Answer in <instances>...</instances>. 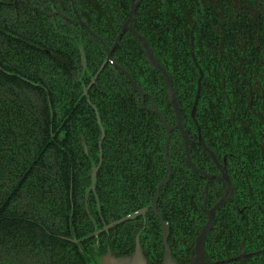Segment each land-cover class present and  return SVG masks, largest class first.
Returning a JSON list of instances; mask_svg holds the SVG:
<instances>
[{"label":"flooded vegetation","instance_id":"flooded-vegetation-1","mask_svg":"<svg viewBox=\"0 0 264 264\" xmlns=\"http://www.w3.org/2000/svg\"><path fill=\"white\" fill-rule=\"evenodd\" d=\"M32 1L37 5L30 6L36 9H29L62 19V25H68L66 30L74 28V37L81 46L63 52V62L67 72L79 68L80 73L72 78L79 82V96L94 115L95 151L87 144L91 139L83 135L88 152L91 149L95 153L92 163L87 162L89 183L79 171L70 189L74 195L70 194V203L64 205L70 209L69 227H73L77 214L81 219L78 225L85 220L92 231L80 238L74 233L71 237L60 236L77 244L79 264H97L84 247H91L98 258L108 252L117 257L130 256L137 239L148 263L162 264L161 221L168 226L167 244L172 257L178 264H188L192 250L186 252L178 244L185 228H203L206 211L222 197L226 183L220 179L219 167L227 171L233 196L215 211L204 243L206 261L224 264L258 256L238 260L242 249L245 255L264 253V249H251L252 240L259 242L264 234L258 228L254 236L246 238L247 244L243 242L223 260H209L207 256L220 257V244L215 246L209 237L214 230L220 227L218 232L224 238H234L236 226L249 231L264 211V193L259 188L264 177L263 31L255 29L250 42L245 41L244 27L238 42L236 36L228 37L221 29L225 19L218 23L215 19L219 17L215 8L223 6L220 0H67L60 9L52 5L60 0ZM53 12L67 18L48 15ZM147 14L151 15V23ZM79 21L85 26L74 23ZM206 23L209 30L203 36L198 26ZM133 32L147 41L157 65L169 78L179 121L168 96L165 74L151 67ZM214 32L218 33L217 39ZM129 78L141 89L143 98ZM101 129L104 135L100 141ZM79 141L81 144V138ZM92 165L97 168L93 190ZM87 166L82 163L79 169ZM169 171V180L160 187L155 200L157 186ZM251 182L254 190L246 188ZM140 211L143 213L112 225ZM188 232L190 239L193 231ZM225 243L226 239L222 242L224 250L231 246Z\"/></svg>","mask_w":264,"mask_h":264},{"label":"trees","instance_id":"trees-1","mask_svg":"<svg viewBox=\"0 0 264 264\" xmlns=\"http://www.w3.org/2000/svg\"><path fill=\"white\" fill-rule=\"evenodd\" d=\"M24 1L37 5L32 0ZM60 1L52 5L60 9L67 4V0ZM220 2L223 6L215 8L219 15L215 19L217 23L225 19L221 29L228 37L236 36L238 42L243 27L246 42L252 41L255 29L264 33V0ZM62 21L31 10L21 2L0 0V264H79L77 244L60 236L80 238L92 231L85 220L78 225L81 219L77 214L73 227H69L70 209L64 207L70 203L69 195H74L70 189L75 186L79 171L89 183L87 162L92 163L97 134L92 110L79 96V82L72 78L80 70L73 68L74 74L65 70L62 53L77 50L81 44L74 37V28L66 30L68 25H62ZM147 21L152 22L151 15L147 14ZM199 28L206 36L208 23ZM217 34L214 32L215 39ZM261 38L264 45V37ZM83 135L91 139L87 144L94 149L87 150L89 157L79 141L84 139ZM80 156L82 159L76 158ZM82 163L88 164V169H79ZM253 182L246 188L254 190ZM259 188L264 193V177ZM261 216H257L259 222L251 224L249 231L236 226L234 238H224L218 232L220 227L214 230L209 237L215 246L220 244V257L206 253L209 260H223L243 242L247 244V237L254 236V230H264V211ZM188 230L193 231L190 239ZM200 230L201 225L185 228L183 237L188 239L182 237L177 244L186 252L192 250ZM224 239L226 245H231L226 250L222 249ZM260 240H252L251 249H264V234ZM84 249L89 256L95 252L89 246ZM224 264H264V253Z\"/></svg>","mask_w":264,"mask_h":264},{"label":"water","instance_id":"water-1","mask_svg":"<svg viewBox=\"0 0 264 264\" xmlns=\"http://www.w3.org/2000/svg\"><path fill=\"white\" fill-rule=\"evenodd\" d=\"M138 2H139V0H138ZM24 4L28 8H33L26 2ZM136 7H137V3L133 4L132 9H131V13H130V16H129V21H132L133 14H134V11H135ZM33 9H36V8H33ZM48 15L49 16L57 15V16H60L62 18H67L66 16H64L63 14L58 13V12H53L52 14H48ZM74 23H76L78 25H81V26H85L81 21L74 22ZM133 34L141 42V44L143 46V49L145 51L146 57H147L148 61L151 64V67L160 69L164 73V71L157 65L156 59H155V57L153 55V52H152L149 44L147 43V41L145 39H143L137 33L133 32ZM91 35L96 38V36L93 33ZM84 61L85 60H84V57H83V64H84ZM165 76H166V74H165ZM166 78H167L168 96L170 98V101H171V104H172L173 108L175 109V111H176V113L178 115V121H179L180 119H179V111H178V104L176 102V97H175L173 89H172V87L170 85L169 78L167 76H166ZM94 80H95V78L92 79V81H91L90 85L88 86V88L85 89L84 95H86L89 87L93 84ZM129 81L131 82V84L135 88V90L139 93L141 98H143V92L141 91V89L136 85L135 82H133V80L131 78H129ZM97 121H98V123L100 122L98 117H97ZM101 131H102V136L100 138V141L102 140L103 135H104L102 129H101ZM81 141H82L81 144L83 146V150H84L85 154L89 157L88 152H87L86 144H85V142H84L82 137H81ZM100 141H99V146L101 145ZM211 156L216 161V163L218 164L215 156L213 154ZM188 163L192 166V168H194L193 165L191 164V161H190L189 157H188ZM219 169H220V172L222 173V176H221L220 179L226 183V189H225L222 197L213 205V207L206 211V214H207L206 223L204 224L203 228L201 229V231L199 232V234L197 235V237L194 240V245H193V248H192V251H191L190 260H189L188 264H212V263H208L206 261L205 252H204L205 239H206L207 235L209 234V232L212 229V224H213V220H214L215 211L219 207H221L223 204H225L233 196L231 183H230V180L228 178L226 169L224 167H222V168L219 167ZM96 172H97V168L94 165H92V168H91V183H92L91 190L94 189ZM169 177H170V171H169L165 181L161 182L157 186L155 200H156V198L158 196L160 187L167 183V181L169 180ZM206 189H207V186L205 187V190H204L205 197H206ZM153 204H155V201H154ZM153 210L157 214L154 206H153ZM142 213H143V211H140L138 214L135 213V214H133L131 216H126V217L116 221L112 225L124 222L127 219H132V218H134L137 215L142 214ZM157 216H158V214H157ZM159 219H160V217H159ZM160 225H161V230H162V239H163V246H164V254H163L162 264H178L175 261V259L172 257L170 249H169V246L167 244L168 226H167L166 223H164L162 221H161ZM105 229H107V228H105ZM259 253H253V254H250V255H245L244 254V250L242 249L240 256L238 258H236V259L240 260V259H243L246 256H254V255L259 254ZM92 257H93V259L95 260V262L97 264H149L147 259H146V257L143 254L142 247L139 244L138 239H137V242H136V245H135V248H134V252L130 256L128 255V256L117 257L114 254L108 252L106 255H104L103 257H100V258L96 257L94 254H92ZM219 263L220 262H216L214 264H219Z\"/></svg>","mask_w":264,"mask_h":264}]
</instances>
